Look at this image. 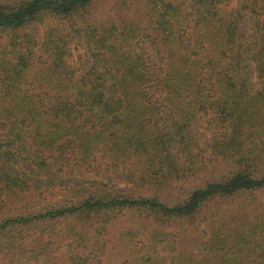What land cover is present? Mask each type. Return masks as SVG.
<instances>
[{"label":"trees","instance_id":"1","mask_svg":"<svg viewBox=\"0 0 264 264\" xmlns=\"http://www.w3.org/2000/svg\"><path fill=\"white\" fill-rule=\"evenodd\" d=\"M232 1L0 0V264H100L122 211L125 264H264V0Z\"/></svg>","mask_w":264,"mask_h":264},{"label":"rangeland","instance_id":"2","mask_svg":"<svg viewBox=\"0 0 264 264\" xmlns=\"http://www.w3.org/2000/svg\"><path fill=\"white\" fill-rule=\"evenodd\" d=\"M237 0H233L231 5H235ZM81 58L80 54H75V59ZM146 216L134 212H116L107 217H102L105 223L104 232H100L102 245L104 246L103 255L100 258V264H125L131 261L130 253L120 243L121 237H124L132 231H137L145 227ZM149 230V227L147 228ZM64 252L59 251L56 254L60 264H64Z\"/></svg>","mask_w":264,"mask_h":264}]
</instances>
